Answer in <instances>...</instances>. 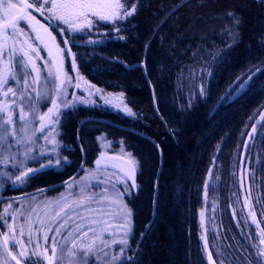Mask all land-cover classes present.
<instances>
[{
    "label": "trees",
    "instance_id": "trees-1",
    "mask_svg": "<svg viewBox=\"0 0 264 264\" xmlns=\"http://www.w3.org/2000/svg\"><path fill=\"white\" fill-rule=\"evenodd\" d=\"M123 2L131 10L138 5L129 20L117 25L126 29L119 35L127 39H115L113 24L100 22L70 45L84 78L120 90L136 118L93 105L68 112L60 137L69 162L32 179L28 187L5 192L71 173L81 156L76 133L84 163H89L98 150L95 135L103 132L121 140L142 164L135 175L139 187L125 198L132 212L124 264H208L197 215L204 173L209 165L233 163L253 120L245 184L264 231V72L259 71L264 66V0ZM98 39L104 40L102 46H85ZM83 117L88 118L77 125ZM215 182L209 178L208 186ZM228 205L229 200L216 208L215 227L206 231L211 258L217 264H264L253 224L244 213L234 223Z\"/></svg>",
    "mask_w": 264,
    "mask_h": 264
},
{
    "label": "rangeland",
    "instance_id": "rangeland-1",
    "mask_svg": "<svg viewBox=\"0 0 264 264\" xmlns=\"http://www.w3.org/2000/svg\"><path fill=\"white\" fill-rule=\"evenodd\" d=\"M9 2L16 5L13 13L20 12L21 14L26 3L31 4L32 7L26 10V18L19 21L20 24L16 26V29L11 30L6 36L8 45L4 54L7 60L6 64L9 63L12 50L18 53L21 50L27 51L35 59L40 75L38 77L37 72L33 71L31 75L23 77L19 84L10 82L6 87L0 88V107L11 105L13 97L5 96L3 93L7 87H22L24 81L27 80L29 82L28 92L32 96L34 109L33 112L32 109L18 103L15 108H9L2 117L7 119L13 113L22 114L20 113L21 107L24 108V112L29 113L26 122H19L18 117H14L17 119V123L14 126L8 125V129L11 132L15 127L17 136L9 137L7 141L0 144V161L5 158L9 159L8 165L0 163V195L12 193L5 192L6 188L28 187L12 183L21 172L27 171L28 168H36L40 164L47 163L56 165L58 162L62 168L65 165L63 163L65 160L69 162V157L63 149L66 146L61 142L60 135L53 134L55 121L47 117L48 109L53 107L52 100H57L58 104L61 100L64 103L75 100L77 103L83 102L81 105L85 106L106 107L110 110L119 108V112L124 115L128 109H131L126 104L120 90L97 87L87 81V78H84L80 72L77 73L73 69L74 51L71 43L67 45L64 43L65 40H70L71 29L66 33L61 32V29L67 28V25L57 22L53 13L49 11L53 0H40V3H34L33 0H9ZM101 2L103 3V0ZM110 2L115 3L116 0H110ZM118 2L125 7L123 0H118ZM36 9H41L43 15ZM126 9L132 11L130 8ZM94 11L98 15L89 12L85 18L74 19L73 23L85 26L89 21L94 26L100 22L112 24L110 21L101 20L99 16L111 15L117 9L101 7ZM31 17H35V20H32ZM0 19H5L2 10H0ZM38 29L44 31L47 29L45 32L50 37L51 48L55 54L51 53L50 55V51L40 42ZM29 45L39 51V56L42 59H36V54L31 51ZM25 59L27 60V58ZM49 73L51 76L48 75ZM57 75L59 79H56ZM37 79H39V83H37ZM46 79H51L53 82L50 85L45 84ZM62 83L63 94L60 95L56 89L61 87ZM243 84L244 81L240 86ZM44 91H50V99L46 103L38 99V93ZM16 96L19 98L20 93L17 92ZM41 116H45L46 119L41 121ZM255 121L253 120L247 129L239 152L237 151V155H234L233 163L228 162L227 166H218L216 169H211V165H209L204 173L201 203L197 211L198 236L202 242L204 253H206L204 242L206 243L207 240L205 231H209L210 227H215L214 212L216 208L223 207L225 203L227 205L229 200L228 210L232 212L233 222L235 223L241 213L247 216V220L253 224L257 233V248L264 257V231L259 225V220L258 222L256 220L254 205L250 203L251 197L243 190L242 183L243 179L249 183L246 151L254 133L253 131L250 133V129L253 128ZM42 123L52 125V127L47 128L43 133L38 132L37 129L41 127ZM55 130L60 133V127ZM26 139L33 141L28 147L35 149L37 155L47 152L51 154V159H42L36 164L25 162L19 170H15L12 168V157L16 156L22 159L25 151L23 142L18 145L16 140ZM95 139L98 150L92 160L89 163H84L78 174L61 185L54 186L57 188L51 187V189H43V191L34 190L30 193L0 200V237H2V240L0 239V264H16L4 249L5 240L14 242V246L7 245L6 249L21 264H117L119 261L114 260L113 257H119L122 248L124 249V260L128 257L131 231H128L127 224L128 222L131 224V216L126 215L130 208L126 204L125 198L135 189L119 197L117 193L123 192L124 188L132 183L125 173L131 176L133 157L128 155L130 152L119 139H110L103 132H98ZM243 164L244 170L240 168V165ZM6 175L10 176V179L5 180ZM209 178H216L215 183H210L211 187L208 186ZM235 201L238 206L236 208H234ZM53 220L56 223H53ZM65 222H67V227L57 233L55 228ZM78 225H83L79 232L77 231ZM240 227L243 228V224ZM83 232H88V235H82ZM46 234L49 236L47 242H45ZM53 238L56 241L55 244ZM74 240L75 251L73 250ZM124 241L126 244L122 243ZM89 246L92 250L88 255H85ZM53 247L57 249L55 257L52 254ZM61 248H63V253H61ZM21 252L24 253L23 258L19 255ZM207 258L209 264H215L213 260Z\"/></svg>",
    "mask_w": 264,
    "mask_h": 264
},
{
    "label": "snow or ice",
    "instance_id": "snow-or-ice-1",
    "mask_svg": "<svg viewBox=\"0 0 264 264\" xmlns=\"http://www.w3.org/2000/svg\"><path fill=\"white\" fill-rule=\"evenodd\" d=\"M34 3H40V0H33ZM186 2V0H185ZM183 3L177 6V9L179 7H182ZM200 6V5H198ZM31 4H25L24 10H22V13L19 15H13V10L16 8V5L9 2V0H0V10L3 11L5 22L3 25H0V31H8L9 29H15L17 26V23L21 20H24L26 18V10L31 8ZM101 7H109V8H116L117 11L113 12L111 15H100L99 18L104 21H110L113 24V27L115 29V39H127V37H122L119 35L121 31H125L126 29L123 27H117V25L122 24L123 22H126L129 20L134 14L135 11L138 8V5H134L132 11H128L124 6L119 4L118 0H116L115 3L110 2V0H103V3L101 0H53L51 9H49L50 12L53 13L55 16L57 22H63L64 25H67V28H62L61 32L66 33L71 29V36L73 39L65 40L64 43L70 44L75 43V36H82L85 34H91L90 32L86 33V28L90 29L94 25L91 21L88 22V25H75L73 23L74 19H81L85 18L87 13L92 12L93 15H98L97 12L94 11V9H98ZM177 9H173V11H176ZM37 12H41V9H36ZM122 13V14H121ZM30 15V14H28ZM41 15L43 13L41 12ZM231 15V14H230ZM32 20H35V17H31ZM39 23V21H37ZM237 24L239 21L237 20ZM43 27V25H41ZM35 30V29H33ZM47 31V29H45ZM108 35H111L109 33ZM104 44L103 39L98 40H88L85 43V46H93V47H100ZM148 47V46H146ZM231 47V45H230ZM8 48L7 42L0 43V56L5 54V50ZM29 48H31V45H29ZM32 52H35L36 59H42L39 56V51L37 49L31 48ZM51 55V52H49ZM27 58V60L25 59ZM113 62H120V61H113ZM29 65H31V68H29ZM125 67H128L125 65ZM73 69L79 72V66L76 64L75 56L73 58ZM102 70V69H98ZM33 71L37 72V76L39 77L40 73L37 69L36 61L29 55V52L21 50V52H16L15 50H12V56L10 57L9 63L7 67L4 69L2 73H0V88L6 87L10 82H15L19 84L20 80L25 77L26 75H31ZM260 72H264V66H262L259 69ZM51 76V73L48 74ZM211 75V73H209ZM256 75V74H254ZM56 79H59V76H56ZM242 79V77H238L237 83L239 80ZM252 77L249 78V81H246L244 85L241 86L240 89L237 90V93H242L251 82ZM53 81L51 79H46L45 84L50 85ZM37 83H39V79H37ZM235 85H233L234 87ZM29 88V82L27 80L24 81V84L22 87H7V90L3 93V95L8 96L11 95L13 97V101L11 105H7L4 107H0V144H3L5 141L8 140L9 137L15 138L17 136V131L15 127H13V130L10 132L8 129V125H15L17 123V119H14V117H18L19 122H26V118L28 117L29 113L24 112V108H20V113H13L10 115L7 119H3V115L8 111L9 108H15V106L19 103L22 104L30 109L33 110L32 105V96L28 92ZM57 93L62 95L63 94V83L61 87L56 89ZM99 91V90H97ZM17 92L20 93V97L17 98L16 94ZM227 95V94H226ZM59 98V97H58ZM38 99L43 100L45 103L50 99V91H44L41 93H38ZM230 101L232 98H229ZM223 102V98L221 99L220 103ZM83 102L77 103L75 100L69 101L67 103H64L62 100L60 103H57V100H52L53 107L48 109L47 117L51 118L55 121V127L53 129V134L56 136H59L60 133L56 131V128H59L63 125V118L67 115L68 112L74 111L76 108L81 106ZM62 105V106H61ZM117 112L120 111L119 108L116 109ZM127 116L136 118L137 114L133 113L131 109H128L125 113ZM46 119L45 116H41L40 120L44 121ZM52 127V125H46L41 124V127L37 129L38 132L43 133L47 130V128ZM82 127V125H81ZM79 139V137H78ZM23 142L25 146V151L23 154V158L19 159L16 156L12 157V168L15 170H19L25 162H30L33 164L39 163L42 159H51V154L47 152L39 153L37 155V152L35 149H32L28 147L29 144L33 143L31 139L26 140H16V143L19 145ZM156 147H159L156 145ZM130 157L132 156L131 153L128 154ZM0 163H3L4 165L9 164V159L5 158L3 161H0ZM64 164H67L68 161H64ZM99 163V162H98ZM132 165V174L131 176H128V173H125V176L128 177V179H131L132 183L124 188L123 192L117 193V196H123L127 193H130L133 189L138 188L139 186L135 183V175L140 172L142 164L139 160H136L134 157L131 160ZM60 163L58 162L56 165H53L51 163L47 164H40L39 167L36 168H28L27 171L21 172L19 176L16 177L12 183L16 185H27L32 179L37 178L40 175H43L47 171H56L60 168ZM10 179V176L6 175L5 180ZM210 186V185H209ZM115 187V185H113ZM43 191V190H41ZM59 215V214H58ZM127 216H131V212L126 213ZM53 223H56L55 220H53ZM67 227V222L61 223L59 227L55 228V231L57 233H60L63 229ZM128 231H131V224L128 222L127 224ZM83 228V225H78L77 231L79 232L80 229ZM51 231V229H50ZM91 231V229H89ZM82 235L87 236L88 232H83ZM141 235H144L142 233ZM49 239L48 234L45 235V242ZM53 243L55 244L56 241L53 238ZM126 244V241L122 242ZM5 245H11L14 246V242L5 240ZM74 245V251H75V240L73 241ZM92 248L89 246L88 252L85 253V255H88L91 252ZM47 251V249H46ZM56 247L52 248V254L55 257L56 255ZM61 253H63V248H61ZM124 249H121V255L119 257L114 256L113 259L120 261V264H124V257H123ZM11 255V253H9ZM22 258L24 257V253L21 252L19 254ZM13 259H16L15 256L12 257ZM209 259H211V256H209ZM17 264H20L19 260H17Z\"/></svg>",
    "mask_w": 264,
    "mask_h": 264
},
{
    "label": "flooded vegetation",
    "instance_id": "flooded-vegetation-1",
    "mask_svg": "<svg viewBox=\"0 0 264 264\" xmlns=\"http://www.w3.org/2000/svg\"><path fill=\"white\" fill-rule=\"evenodd\" d=\"M15 13H17V12H14L13 14H15ZM6 19V18H5ZM5 19H0V22L2 23V22H4L5 21ZM20 24V22H18L17 23V26ZM16 29V28H15ZM15 29H9L8 31H0V43H4L7 39H6V36H7V34H9V32L11 31V30H15ZM37 33L39 34L38 35V38H39V40H40V42L45 46V48H47V50L48 51H50L52 54H55V52L53 51V48H51L52 46H51V43H50V37L49 36H47V34H46V32L44 31V30H37ZM5 51H7V49L5 50ZM56 55H57V53H56ZM6 56H4V55H2V56H0V73H2L3 71H4V69L7 67V64H6ZM46 122V121H45ZM77 147H79L80 146V143L78 144V145H76ZM0 235H1V228H0ZM2 237H0V239H1ZM2 240V239H1ZM4 245V244H3ZM258 245H256V252H257V254L260 256V257H262V253H261V251H259L258 250ZM4 249H5V251H6V253L9 255V253H8V251H7V249H6V246L4 247ZM10 257H11V259H13L12 257L13 256H11V255H9ZM14 261H15V263L17 264V261H16V259H14ZM21 264V263H20Z\"/></svg>",
    "mask_w": 264,
    "mask_h": 264
},
{
    "label": "water",
    "instance_id": "water-1",
    "mask_svg": "<svg viewBox=\"0 0 264 264\" xmlns=\"http://www.w3.org/2000/svg\"><path fill=\"white\" fill-rule=\"evenodd\" d=\"M19 14H20V13L15 14V15H19ZM3 24H4V23H2V24H0V25H3ZM263 110H264V109H263ZM86 118H88V117H83V118L79 119L80 121L78 122L77 125H79V124L81 123V121H82L83 119H86ZM121 127H124V126H121ZM75 137L77 138V134H76ZM83 162H84V157H83V154H81L80 161H79L77 167L73 170L72 173H70L67 177H65V178H63V179H61V180H58V181H56V182H53V183H50V184H48V185H45V186L41 187V189H44V188H48V187H52V186L59 185V184H61V183H64V182L67 181L68 179L72 178L73 176H75V175L78 173V171H79V169L81 168ZM155 181H156V177H155V179H154V183H155ZM11 196H13V195H9V196H8V195H2V196H0V199L3 198V197H11Z\"/></svg>",
    "mask_w": 264,
    "mask_h": 264
}]
</instances>
